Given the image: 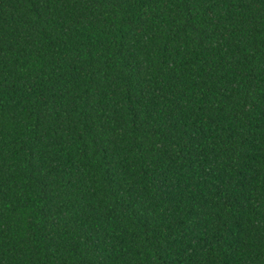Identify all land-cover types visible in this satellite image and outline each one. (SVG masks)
I'll use <instances>...</instances> for the list:
<instances>
[{
    "label": "trees",
    "instance_id": "16d2710c",
    "mask_svg": "<svg viewBox=\"0 0 264 264\" xmlns=\"http://www.w3.org/2000/svg\"><path fill=\"white\" fill-rule=\"evenodd\" d=\"M0 264H264V0H0Z\"/></svg>",
    "mask_w": 264,
    "mask_h": 264
}]
</instances>
